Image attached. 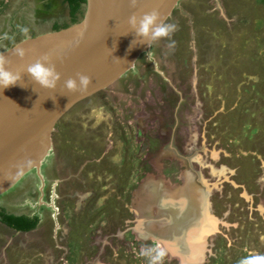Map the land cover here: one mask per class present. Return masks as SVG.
Masks as SVG:
<instances>
[{
  "label": "rangeland",
  "instance_id": "rangeland-1",
  "mask_svg": "<svg viewBox=\"0 0 264 264\" xmlns=\"http://www.w3.org/2000/svg\"><path fill=\"white\" fill-rule=\"evenodd\" d=\"M11 1L0 52L27 37L15 22L29 35L70 24L60 0L38 15ZM164 22L171 36L67 111L39 174L0 196V211L38 220L26 233L0 222V264H150L157 248L163 264L264 254V0H181ZM187 213L206 220L194 234L181 226V258L164 236Z\"/></svg>",
  "mask_w": 264,
  "mask_h": 264
},
{
  "label": "water",
  "instance_id": "water-1",
  "mask_svg": "<svg viewBox=\"0 0 264 264\" xmlns=\"http://www.w3.org/2000/svg\"><path fill=\"white\" fill-rule=\"evenodd\" d=\"M180 1L136 0L133 6L131 0H85L84 13L78 22L27 37L0 52V57L6 60L5 66L20 75L15 86L0 88V196L14 188L30 171L39 174L50 150L54 127L67 111L114 84L134 66L138 56L149 49L150 44H138L140 38L134 39L128 17L155 10L165 21ZM132 40L134 46L130 48ZM17 49L23 50L22 57L16 55ZM42 57H47L60 74L55 89L40 87L27 73L28 65ZM77 74L89 77L87 90L67 92L63 88L64 81L75 79ZM153 191L158 193L157 189L152 188ZM177 193L183 194L184 190L179 189ZM162 201L168 202L164 197ZM178 203L173 204V209L187 210L183 202ZM197 209L201 208L197 206ZM189 213L184 214L189 216L188 220L182 221L178 216L177 221H182L180 227L186 225L185 230L194 234L201 226L199 220L203 214H199L198 220H192ZM182 227L164 236V242L170 248H179L181 258H185L189 236L183 238Z\"/></svg>",
  "mask_w": 264,
  "mask_h": 264
},
{
  "label": "clouds",
  "instance_id": "clouds-1",
  "mask_svg": "<svg viewBox=\"0 0 264 264\" xmlns=\"http://www.w3.org/2000/svg\"><path fill=\"white\" fill-rule=\"evenodd\" d=\"M135 3L136 0H131L133 6H135ZM127 23L134 32V39L137 37L140 38L138 44L146 43L147 45L157 42L162 38L170 37L176 28L175 24L161 20L159 13L155 10L144 13L139 17L136 14H132L128 17ZM133 40L130 42V48L134 46ZM23 54L22 49L16 50V55L22 57ZM5 65L6 60L0 57V88L15 86L20 80V75L9 70ZM26 70L33 81L42 88L55 89L57 82L60 80V74L56 71L55 66L49 62L47 57H42L28 65ZM89 83L90 79L88 76L77 74L75 79L68 78L65 80L63 88L67 92H75L78 90L83 92L87 90ZM153 251H155V255H152ZM144 254L150 257V264H163L166 252L162 248H157L155 250L148 249ZM238 264H264V254L252 252L246 257L241 258Z\"/></svg>",
  "mask_w": 264,
  "mask_h": 264
},
{
  "label": "trees",
  "instance_id": "trees-1",
  "mask_svg": "<svg viewBox=\"0 0 264 264\" xmlns=\"http://www.w3.org/2000/svg\"><path fill=\"white\" fill-rule=\"evenodd\" d=\"M62 2L67 6L70 24L78 22L84 13L85 0H62ZM70 24H63L61 28L67 27ZM0 221L16 232L32 231L38 223L36 216L7 215L3 210L0 211Z\"/></svg>",
  "mask_w": 264,
  "mask_h": 264
},
{
  "label": "flooded vegetation",
  "instance_id": "flooded-vegetation-1",
  "mask_svg": "<svg viewBox=\"0 0 264 264\" xmlns=\"http://www.w3.org/2000/svg\"><path fill=\"white\" fill-rule=\"evenodd\" d=\"M24 1H28V0H24ZM31 1H33V0H30L29 2H31ZM48 1H50V3H52V1L53 0H34V2L35 3H40V2H42V6H43V3H47ZM26 2H23V0H13V1H11L10 3H11V5H13V4H15V5H13V6H18V4H23L24 6L26 5L25 3ZM5 5H7V0H0V8H2L3 6H5ZM12 6V7H13ZM45 6V5H44ZM3 20V19H2ZM15 24H16V27H15V25H13V30H20V31H26L27 33H28V35H27V37H32V36H36L37 34H34V35H29L30 33L31 34H33V31L31 30V28H30V26H28L27 25V27H25L26 25H23V26H21L20 24H19V22H15ZM33 24V23H32ZM3 22H2V24H0V43H2V41H1V39H2V35L4 34V33H6V31H5V29H3V26H6V24H4L3 26ZM26 37V38H27ZM9 41H10V39H7V40H5L4 42H3V44H0V49H1V47H6V46H8V44H9ZM11 47V46H10ZM9 48V47H8ZM177 192V191H176ZM175 192V193H176ZM177 194V198L179 197V196H182L183 197V194H178V193H176ZM181 198V197H180ZM1 222V221H0ZM4 225V224H3ZM6 226V225H5ZM7 227V226H6Z\"/></svg>",
  "mask_w": 264,
  "mask_h": 264
},
{
  "label": "crops",
  "instance_id": "crops-1",
  "mask_svg": "<svg viewBox=\"0 0 264 264\" xmlns=\"http://www.w3.org/2000/svg\"><path fill=\"white\" fill-rule=\"evenodd\" d=\"M30 0H28L27 2L26 1H24L23 0V2H26L25 4L27 5V3L29 2ZM54 1L56 2V1H58V0H53L52 1V3H50V1H46L47 3L45 4V3H43V6H42V2H40V3H35L34 2V0L33 1H31L32 2V4H33V9H34V15H38L37 14V11L40 13V11L41 12H43V14H45V13H47V11H48V8H50V6H52V4L54 3ZM61 1V5L63 6V5H65L63 2H62V0H60ZM38 7H37V6ZM45 5V6H44ZM65 7L67 8V6L65 5ZM41 9V10H40ZM33 13V12H32ZM61 24H63V23H61ZM8 26H3V29H5V31L6 30H8ZM49 31H51V29H45V31L44 32H42V33H45V32H49ZM42 33H40V34H42ZM38 35V34H37ZM29 217H34V216H32V215H30ZM204 220H206L205 218L204 219H200L199 221L200 222H203L202 224H204ZM6 227V226H5ZM7 228H9V227H7ZM9 229H11V228H9ZM12 230V229H11ZM20 233H26V232H20Z\"/></svg>",
  "mask_w": 264,
  "mask_h": 264
},
{
  "label": "built area",
  "instance_id": "built-area-1",
  "mask_svg": "<svg viewBox=\"0 0 264 264\" xmlns=\"http://www.w3.org/2000/svg\"><path fill=\"white\" fill-rule=\"evenodd\" d=\"M51 208H53V206H51Z\"/></svg>",
  "mask_w": 264,
  "mask_h": 264
}]
</instances>
